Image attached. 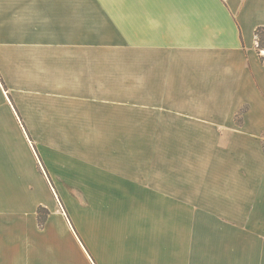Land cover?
<instances>
[{
	"label": "crops",
	"instance_id": "obj_1",
	"mask_svg": "<svg viewBox=\"0 0 264 264\" xmlns=\"http://www.w3.org/2000/svg\"><path fill=\"white\" fill-rule=\"evenodd\" d=\"M257 28L264 0H0V240L23 216L7 149L31 100L68 139L121 141L141 163L127 195L175 220L166 264H264L242 254L261 247L212 239L216 220L264 239Z\"/></svg>",
	"mask_w": 264,
	"mask_h": 264
},
{
	"label": "rangeland",
	"instance_id": "obj_2",
	"mask_svg": "<svg viewBox=\"0 0 264 264\" xmlns=\"http://www.w3.org/2000/svg\"><path fill=\"white\" fill-rule=\"evenodd\" d=\"M21 103L22 137H13L7 151L15 152L21 168L16 179L22 203L16 206L23 216L21 222L13 215L7 220L0 258L8 264H161V258L166 264L173 259L165 246L180 242L175 220L158 218V212L137 202V194L127 195V170H141V163L133 169L130 151H120L125 144L68 139L70 125L47 123L45 102L34 108L31 100ZM236 120L239 114L235 123L240 125ZM226 222L215 221L216 245L242 242L248 250L256 245L260 251L242 254L264 259V239L240 237Z\"/></svg>",
	"mask_w": 264,
	"mask_h": 264
},
{
	"label": "trees",
	"instance_id": "obj_3",
	"mask_svg": "<svg viewBox=\"0 0 264 264\" xmlns=\"http://www.w3.org/2000/svg\"><path fill=\"white\" fill-rule=\"evenodd\" d=\"M255 36H256V41H257V50H258V54H259L261 51H264V28H257L255 31ZM260 61L264 65V56L260 57ZM236 121H238V120H236ZM238 122L241 123V121H238ZM262 138L264 139V132L262 133ZM263 150H264V143H263ZM40 210L39 209L37 210V215H38L39 219H41L40 218V216H41Z\"/></svg>",
	"mask_w": 264,
	"mask_h": 264
}]
</instances>
